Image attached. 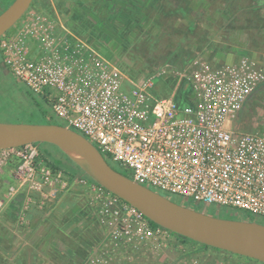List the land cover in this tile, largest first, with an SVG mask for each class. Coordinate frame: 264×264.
<instances>
[{
  "label": "built area",
  "instance_id": "2783aa9c",
  "mask_svg": "<svg viewBox=\"0 0 264 264\" xmlns=\"http://www.w3.org/2000/svg\"><path fill=\"white\" fill-rule=\"evenodd\" d=\"M0 52L18 83L43 96L64 127L127 170L132 181L182 202L264 219V131L234 133L226 125L263 81L255 64L242 58L215 68L197 65L179 76L188 94L155 98L153 80L165 77L164 71L135 83L62 24L40 14L22 22L14 35L0 37ZM38 157L35 144L0 149V172L16 162L15 183L4 199L23 194L21 221L36 203L32 194L39 195L41 208L57 189L69 187L63 173ZM75 182L94 195L97 217L113 246L137 250L171 240L169 231L151 226L117 196L82 179Z\"/></svg>",
  "mask_w": 264,
  "mask_h": 264
},
{
  "label": "rangeland",
  "instance_id": "374dc122",
  "mask_svg": "<svg viewBox=\"0 0 264 264\" xmlns=\"http://www.w3.org/2000/svg\"><path fill=\"white\" fill-rule=\"evenodd\" d=\"M13 1L3 0L0 13ZM83 1L89 9L80 11L79 16V11L73 9V6L78 9L75 0H33L22 18L5 35H14L22 22L32 15L51 17L72 36L107 57L135 83L164 71L165 77L153 80L151 94L155 98H178L188 94L190 89H184L179 76H188L200 64L215 68L237 64L245 58L262 72L264 82V0H114V5L112 0ZM111 11L115 15L112 16ZM5 71L0 52V123L63 125L53 116L43 96L30 94ZM226 125L234 133L264 131V88L258 95L251 96ZM40 147L61 157L59 150L51 144H40ZM107 162L119 169L115 163ZM1 172V175L5 173L4 170ZM123 174L131 177L128 171ZM66 179L71 186L69 192L75 194L79 203L77 215L71 204L73 194L70 196L69 193L64 194V206L58 205L56 214L52 209L50 214V207L45 203L28 222L18 224L25 226L24 229L35 226L34 230L51 227L55 231L54 234L51 232V256L49 252L44 253L43 248H31L30 244H25L17 253L4 251L0 246V255L8 257L6 264H87L91 258L101 260V264H259L211 249L190 254L196 246L181 244L173 236L162 246L148 244L137 250L113 246L107 242L108 229L97 217L94 195L85 187L77 186L71 176L67 175ZM0 182V200H3L2 194L7 188L2 180ZM163 195L209 215L264 223V219L247 213L216 206L204 207ZM70 225L74 227L70 228ZM30 238L28 236L26 240Z\"/></svg>",
  "mask_w": 264,
  "mask_h": 264
},
{
  "label": "water",
  "instance_id": "95a60500",
  "mask_svg": "<svg viewBox=\"0 0 264 264\" xmlns=\"http://www.w3.org/2000/svg\"><path fill=\"white\" fill-rule=\"evenodd\" d=\"M32 1L14 0L0 13V37L22 18ZM35 143L57 147L99 187L170 233L264 264V224L209 215L139 185L114 170L86 138L63 125L0 123V149Z\"/></svg>",
  "mask_w": 264,
  "mask_h": 264
},
{
  "label": "crops",
  "instance_id": "0c3cea01",
  "mask_svg": "<svg viewBox=\"0 0 264 264\" xmlns=\"http://www.w3.org/2000/svg\"><path fill=\"white\" fill-rule=\"evenodd\" d=\"M105 58H107V57H105ZM1 70H3V69L1 68ZM5 73H7V71H5ZM262 88H264V82H261L256 87V89L253 91V93L250 95V97L246 100V102H248V100L251 98V96L258 95L260 93V91L262 90ZM15 163L16 162H11L10 164H8L3 169L5 173H3L2 175L0 174V180H2V183H4L6 185L7 189H8V186H11L12 184L15 183L13 177L11 176V172L15 166ZM77 186H80V185H77ZM70 188H71V186L69 184V187L66 188L65 190L57 189L54 193V197L45 201L47 206L50 207L49 208L50 214H51V209H52L53 213H55V214L57 213V206L58 205H61V207L63 208L64 204H62V203H64V198H66V196L64 197V194L65 195L69 194L70 193L69 191L71 190ZM7 189L5 191H7ZM4 192L2 194L3 198L6 196V192L5 193ZM72 194L73 193L71 192L69 195L71 196ZM32 196H33L34 201L36 203L33 204L31 209L27 212L24 222H22L19 218V216H20L19 215V207H20L21 202H22L23 194L20 193L13 198L6 199L5 202H6V204L7 203L8 204L7 205L4 204V207L0 211V246L4 251H8V252L15 251L17 253L18 251L23 250L25 244H30L31 248L33 246L34 247L38 246L39 247L38 249L43 248L44 253L49 252L48 254H49V256H51V232H52V234L55 233V231L51 230V227L37 228L34 230L33 228H36L35 226H30V227L28 226L27 229H24V228H26L25 226H22V227L18 226L19 222L21 224L25 223L26 221L28 222L31 219V217H33V215H35L36 213H39L40 212L39 210L42 209V207L40 208V197H39V195L32 194ZM71 197H73V201L71 202V204L76 209L74 211L76 214V212H78V209H79V207H78L79 203L76 202L77 197L75 196V194H73ZM11 202L15 203L16 205L14 204L15 206H12ZM45 203L43 206H45ZM71 227H74V226L70 225V228ZM80 231H81V229H80ZM28 236L29 237L31 236V238L29 240H26V238H28ZM53 250H55V249H53ZM194 253H196V252H194ZM1 255H0V260H1L0 264H6L8 257L7 256L6 257L1 256ZM71 257L69 255V258H70L69 261L72 262ZM50 258L51 257H49V259Z\"/></svg>",
  "mask_w": 264,
  "mask_h": 264
},
{
  "label": "trees",
  "instance_id": "16d2710c",
  "mask_svg": "<svg viewBox=\"0 0 264 264\" xmlns=\"http://www.w3.org/2000/svg\"><path fill=\"white\" fill-rule=\"evenodd\" d=\"M2 2H3V0H0V3H2ZM40 144H45V143H35V145L37 147V150H38V156H39L38 158L43 160L44 162H46L52 169H54L56 171H60L61 173H63V175L65 177H67V175H69V176H71V179H74V180L75 179H82V180L86 181L88 184L97 185L81 169H79L78 166H76L74 164V162L64 152H62L60 149H58L56 147L59 150L61 157L56 155V154H53L52 152H49L48 150H46V149H44L42 147H40ZM50 158H51V161H50ZM118 168L119 169H114V168L113 169L116 170L117 172L121 173L122 175H124L123 174L124 171L127 172L126 170H123L120 167H118ZM124 176H126V175H124ZM129 176H130V174H129ZM193 209L198 210L195 207H193ZM148 222L153 227L157 226V225L153 224L152 222H150L149 220H148ZM261 224H264V223H261ZM171 234L181 244H185V245L188 244L191 247L192 246H196V250L195 249H191V251L189 252L190 254H192L194 252L202 251V250H209V249H211L213 251H220V250H217V249H214V248L199 244L197 242L191 241V240H189L187 238H183V237L178 236L176 234H173V233H171ZM224 253L232 255V256L240 257V256H237V255H233L231 253H228V252H224ZM250 261H253V262H256V263H259V264H263V263H260V262L254 261V260H250Z\"/></svg>",
  "mask_w": 264,
  "mask_h": 264
},
{
  "label": "flooded vegetation",
  "instance_id": "af4514ba",
  "mask_svg": "<svg viewBox=\"0 0 264 264\" xmlns=\"http://www.w3.org/2000/svg\"><path fill=\"white\" fill-rule=\"evenodd\" d=\"M76 2H78V4H76L77 5V7H78V9H76L74 6H73V9H75L76 11H79V16H81V12L80 11H82V10H84V9H86V10H88L89 9V7L87 6V4H86V2L85 1H83L82 2V0H75ZM105 1H109V0H105ZM116 2H117V0H115ZM73 2V1H72ZM112 5H114V0H112ZM109 7V5H107V8ZM112 7H110V9H111ZM106 12H107V14H109V12H108V10H106ZM111 15L113 16V15H115V12H113V11H111ZM57 22V21H56ZM117 35V37H118V34H116Z\"/></svg>",
  "mask_w": 264,
  "mask_h": 264
},
{
  "label": "bare ground",
  "instance_id": "6f19581e",
  "mask_svg": "<svg viewBox=\"0 0 264 264\" xmlns=\"http://www.w3.org/2000/svg\"><path fill=\"white\" fill-rule=\"evenodd\" d=\"M71 154H75L74 152H71Z\"/></svg>",
  "mask_w": 264,
  "mask_h": 264
}]
</instances>
